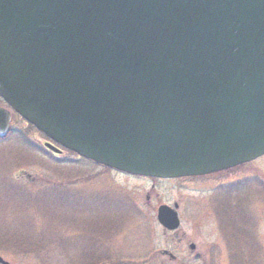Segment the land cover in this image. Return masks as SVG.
Here are the masks:
<instances>
[{
  "label": "water",
  "instance_id": "95a60500",
  "mask_svg": "<svg viewBox=\"0 0 264 264\" xmlns=\"http://www.w3.org/2000/svg\"><path fill=\"white\" fill-rule=\"evenodd\" d=\"M0 97L123 173L250 162L264 155V0H0ZM10 121L0 106V138ZM157 218L180 226L167 205Z\"/></svg>",
  "mask_w": 264,
  "mask_h": 264
},
{
  "label": "rangeland",
  "instance_id": "374dc122",
  "mask_svg": "<svg viewBox=\"0 0 264 264\" xmlns=\"http://www.w3.org/2000/svg\"><path fill=\"white\" fill-rule=\"evenodd\" d=\"M12 114L0 138V252L11 264H86L100 245L137 264H264V156L204 176H130L46 149ZM164 203L179 204L181 243L158 222Z\"/></svg>",
  "mask_w": 264,
  "mask_h": 264
},
{
  "label": "flooded vegetation",
  "instance_id": "af4514ba",
  "mask_svg": "<svg viewBox=\"0 0 264 264\" xmlns=\"http://www.w3.org/2000/svg\"><path fill=\"white\" fill-rule=\"evenodd\" d=\"M23 121H25V120H23ZM49 143H51L52 144V142H49ZM45 145L46 144H48V142L46 141L45 143H44ZM63 151V150H62ZM62 151H61V153H62ZM60 153V154H61ZM98 167H100L101 169H107V168H105V167H102V166H98ZM110 170V169H109ZM111 171H113V170H111ZM119 173H121V172H119ZM122 174V173H121ZM171 180V179H170ZM147 199H150V196L149 195H147ZM234 201V200H233ZM232 201V202H233ZM235 202H237V200L235 201ZM235 202H233V203H231L229 206H228V209H230V207L235 203ZM165 205H167L168 207H170V208H174L175 210H176V212L178 213V216H179V219H180V215H179V204L178 203H173L172 205L171 204H166V203H164ZM164 204H161V205H164ZM160 205V206H161ZM159 206V207H160ZM220 215V214H219ZM180 222H181V220H180ZM229 224V223H228ZM167 231H169V230H167ZM170 232H173L174 233V235L177 237V241L179 242V243H181V242H183V240H184V237L182 238V237H180L179 236V233H177V231L175 230V231H170ZM230 237V238H229ZM226 236V242H227V247H228V249L230 250V251H233L234 249H235V246L234 245H232V246H230V241L232 240V237L231 236ZM221 239H222V241L223 242H225L224 241V239H223V234H222V237H221ZM192 244L194 245V248H192L191 246H192ZM217 248H218V246H216ZM97 248V247H96ZM189 249L192 251V252H195L196 253V259H200L201 258V254L199 253V252H197V245L195 244V243H193V242H190L189 243ZM93 252V251H92ZM90 253L89 255H88V260H86L87 262H86V264H137V263H135V262H131V261H123L122 259H120V256H121V253L120 252H118L116 249L114 250L113 248H109V247H104V246H102V245H100V246H98V248L94 251V253ZM0 257L3 259V260H5L6 262H8L9 264H11L10 263V261L7 259V258H5L2 254H1V252H0ZM0 264H3V262L2 261H0ZM180 264V263H179Z\"/></svg>",
  "mask_w": 264,
  "mask_h": 264
}]
</instances>
